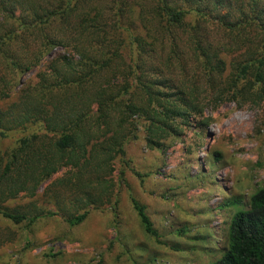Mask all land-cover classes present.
Listing matches in <instances>:
<instances>
[{
  "label": "rangeland",
  "instance_id": "rangeland-1",
  "mask_svg": "<svg viewBox=\"0 0 264 264\" xmlns=\"http://www.w3.org/2000/svg\"><path fill=\"white\" fill-rule=\"evenodd\" d=\"M114 1L117 0L98 2L102 23L112 24L116 20V15L110 11ZM195 1L198 3L192 8L196 11L187 16L186 31L163 29L164 35L157 41L146 36V29L138 20L140 6L134 7L126 19H122L123 28L120 38L117 32V41L113 38L116 33L109 27L110 44L101 46L99 56L106 54V59L111 58L122 66V61L133 66L147 59L146 71H143L147 80L159 79L165 84L163 80L167 77L173 81L170 87H175V81L182 80V75L191 81L193 77L203 79L202 74H193L197 67L193 62L196 40L217 50L215 44L226 34L219 23L241 22L240 13L248 1ZM182 3L191 6L186 0ZM198 22L200 28L196 27ZM174 30L177 31L173 38L170 31ZM142 38L146 39V44L139 43ZM172 41L178 44L190 74H158V67H152L160 56L165 58L170 54ZM62 57L79 59L72 47H59L45 59L54 62ZM234 59L223 54L227 69L219 90L230 89L234 74L230 62ZM46 69L48 65L42 70L37 68L23 80L36 85L43 75H49L51 81L57 82L59 75L44 74L49 72ZM125 74L117 78L108 75V81L122 86ZM199 81L195 84L202 91V115L174 123L173 130L177 129L163 142L161 150L148 148L145 122L138 121L137 137L131 136L129 140L126 137L125 156L116 157L111 163V175L105 176L111 191L102 196V203L84 205L88 193L93 191L91 195L100 196L99 191H94L95 184L81 190L78 185L65 188L58 183L75 171L71 167L54 174L34 195L23 192L0 203V211L27 218L21 224H14L0 214V264H212L218 261L228 247L232 216L237 210H248L251 196L264 187V98L259 92L254 95L252 84L246 85V91L238 97L229 95L216 106L214 101L219 90L212 91L206 87L205 80ZM256 88L260 93L264 90L263 84ZM167 89L164 85L160 87L163 92ZM118 90L121 89L108 90L105 99H110ZM12 101H16L15 96L11 101L0 102V109H5ZM97 110L98 104L94 102L91 114H96ZM39 129L40 126L32 125L28 129L8 131L7 137H0V156H10L20 146V140L32 133L56 138L55 134H44V128ZM111 136L112 133L100 137L96 140L98 145L92 141L88 148L99 146ZM38 146L40 142L35 144ZM84 181L89 183L88 178ZM132 199L145 207L159 234L158 239L145 233ZM236 200L239 203L234 205ZM85 210L89 211L88 218L71 227L68 220Z\"/></svg>",
  "mask_w": 264,
  "mask_h": 264
},
{
  "label": "trees",
  "instance_id": "trees-1",
  "mask_svg": "<svg viewBox=\"0 0 264 264\" xmlns=\"http://www.w3.org/2000/svg\"><path fill=\"white\" fill-rule=\"evenodd\" d=\"M82 1L86 5H81ZM102 1L0 0V102L11 101L13 96L16 100L0 109V137H7L11 129H28L32 125L44 128V134L56 136L49 139L46 135L32 133L20 140V146L10 156H0V203L23 192L34 195L45 181L68 167L75 171L58 183L65 188L78 185L81 190H88L95 184L94 191H99L100 196L91 195L93 191L88 193L84 205L91 207L102 203V196L111 191L105 176L112 173V161L125 156L126 137L127 140L137 137L138 121L145 122L148 148L161 150L163 142L176 131L177 127L174 130L173 127L178 120L202 115L204 101L197 81L205 80L210 90H219L227 69L224 53L235 58L230 62L234 74L230 89L219 90L214 101L216 106L229 95L238 97L239 93H244L246 85L253 84L254 95L259 92L264 98V90L260 93L256 88L259 84L264 86V0H243L248 2L240 13L241 22L219 23L226 34L221 42L213 43L217 50L196 40L193 62L197 67L193 74H202L203 79L193 77L191 81L182 75V80L175 81V87H170L173 81L167 77L163 80L165 84L159 79L147 80L143 72L147 59L133 66L122 61V66L111 58L106 59V54L99 56L101 46L110 44L109 27L116 33L114 41H117L118 31L120 38L122 19L125 20L137 6H140L138 20L146 29V36L148 34L153 41L164 35L163 29L186 31V18L196 11L192 7L198 1L186 0L189 7L182 3L183 0H117L110 8L116 15L112 24L102 23L103 14L98 3ZM138 1L141 2L137 4ZM196 27H201L200 22ZM177 30L170 31L173 38ZM138 41L146 44L145 38ZM59 47H72L79 59L62 57L54 62L45 59ZM92 48L95 49L89 52ZM178 48L172 41L170 54L154 62L152 67H158V74L191 73ZM143 51L146 54L145 48ZM45 65L49 72L44 74L59 75L57 82L51 81L49 75H43L36 85L23 80L25 75L37 68L42 70ZM121 73L127 75L122 86L109 83L108 75L117 78ZM162 85L167 91L160 90ZM117 88L120 92L118 90L106 100L108 90L113 92ZM94 102L98 110L92 115ZM110 133L112 136L104 143L88 148L92 141L98 145L96 140ZM37 142L40 146L35 147ZM84 178H88V184ZM132 203L145 233L158 239L159 234L145 207L135 199ZM238 203L237 200L233 202L234 205ZM0 214L14 224L27 220L23 215L6 211ZM88 215L89 211L85 210L70 218L68 223L71 227L80 225ZM227 238V250L212 264H264V187L251 196L248 210L234 213Z\"/></svg>",
  "mask_w": 264,
  "mask_h": 264
}]
</instances>
